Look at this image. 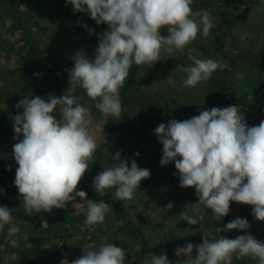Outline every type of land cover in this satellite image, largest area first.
Masks as SVG:
<instances>
[{
  "label": "clouds",
  "instance_id": "1",
  "mask_svg": "<svg viewBox=\"0 0 264 264\" xmlns=\"http://www.w3.org/2000/svg\"><path fill=\"white\" fill-rule=\"evenodd\" d=\"M66 2L74 12L87 14L97 25L107 24L108 30L98 36L94 59L86 58L83 51L71 57L74 67L68 70L69 87L62 96H51L49 100L25 96L15 106L23 108V113L14 116V139L21 135L23 139L13 145L18 165L14 184L28 214L66 208L73 195L87 198V193L77 188L96 161L97 142L89 131L90 109L80 103L77 88L84 90L105 119H119L123 110L120 89L133 64L154 66L161 61L162 51L187 49L192 63L175 69L186 73L180 83L184 88L196 87L225 67L220 61L193 56V49L188 48L198 34L207 38L215 26L208 10H193L194 0ZM83 27L90 36L93 34L94 29ZM165 28L168 34L162 35ZM169 83L175 85L177 81ZM154 132L163 146L161 166L174 161L180 187L194 188L198 197V203H192L196 215L183 214L182 220L189 225L200 224L204 209H211L213 220H222L229 214L231 202H236L251 206L253 217L264 222V121L249 127L240 107H212L183 121L161 123ZM135 155L139 156V152ZM113 160L116 162L111 167L94 177L92 188L96 193L114 188L117 201H131L141 181L150 178V170L140 168L135 160L129 167L119 150ZM173 206L169 202L165 209ZM111 210L102 200L87 199L86 223H103ZM12 220L11 208L0 206V231ZM224 226L225 231H246L251 227L246 218L239 217ZM19 231L15 224L8 229L9 235ZM175 255L176 264H233L234 255L264 264V242L250 231L234 239H212L203 233L202 243L177 247ZM60 264L69 261L65 258ZM71 264H127L126 253L124 248L105 241L96 250L84 251ZM143 264L172 262L166 253H152Z\"/></svg>",
  "mask_w": 264,
  "mask_h": 264
},
{
  "label": "rangeland",
  "instance_id": "2",
  "mask_svg": "<svg viewBox=\"0 0 264 264\" xmlns=\"http://www.w3.org/2000/svg\"><path fill=\"white\" fill-rule=\"evenodd\" d=\"M225 1L194 0L193 10H208L215 26L210 30L207 38H204L202 33L198 34L197 38L188 45V48L193 49L192 55L197 58H211L225 65L222 68L221 76L225 80L229 79L231 91H236V96L230 106L240 107L248 126L251 127L264 121V0H246V3L252 2L247 5L250 7L249 17L244 23H239L233 29L232 37L224 39L223 53L226 57H222V53L216 49L217 44L214 37L215 31L220 30V17L217 16L215 8L209 7V4ZM21 14V21L29 29L33 41L41 49H46L53 55L61 66L62 72L69 73L68 70L74 67L71 57L77 52L83 51L86 58L94 59L95 50L99 44L98 36L108 30V25H97L87 14L74 12L73 6L66 1L29 0L28 3L21 6ZM9 15V9L0 5V37L2 41L7 40V43L14 44L12 49L6 47L0 53L1 108L5 106L4 103H1L5 100L3 97L15 95L17 90L15 86L20 87L19 92L22 94V87L28 84L30 79L43 77L42 69L35 65L34 55L31 54L33 56L28 57L26 54L28 50H25L21 41V23L19 26H15L16 23ZM83 25L94 29L91 36ZM161 34L167 35V29H163ZM31 62H34V67ZM191 63L192 61L188 59V51L185 49L173 53L162 51L161 61L156 62L154 66H139L137 92L140 99L159 108H165V111L161 112L159 118L147 116L144 119L137 116L140 114L135 112L137 115H130L119 127L114 139V151L119 150L121 158H127L129 167L132 160H135L140 168L148 170L159 166L155 174H151L150 178L141 181L134 199L120 202L124 206L128 218L143 229L155 253L158 256L166 253L172 264H176L178 259L175 255L176 248L183 247L189 242L202 243L203 233L212 239H218L221 236L234 239L239 235L246 234V231H250L258 240L264 242V222L255 218L250 223V229L246 231H225L223 227L213 231L208 225L209 220H212L211 209H204L200 213L203 216L200 224L189 225L187 221L182 220L183 214L196 215L193 212L192 203H198V197L194 188L180 187L177 170L174 174L169 164L161 166L163 146L158 142L154 130L161 123L167 124L170 121L164 118L166 113L171 118L180 121L195 116L196 111L214 107L209 91L211 79L201 82L194 88L180 86L182 80L186 79V73L175 69L177 66H187ZM47 73L49 78L44 79L49 82L57 76L56 69ZM170 80L177 81V83L170 84ZM123 88L120 89V93ZM64 93L56 92L54 96L60 97ZM24 96L26 94L22 95V97ZM85 107L90 109L89 131L97 142L96 161L88 170L91 177L94 178L104 168L111 167L116 161L113 160L114 154H110L104 145L108 122L96 118L92 114L90 106ZM14 137V128L9 126L0 134V189L9 190L13 186L16 188L14 181L18 165L13 155V145L22 140L23 136L16 139ZM137 152H139V156L135 155ZM12 173L14 176L10 175ZM91 188L84 189L78 186L77 190L89 192ZM106 192L114 195L115 189L109 188L103 193ZM4 196L9 202L16 204L15 209L26 212L18 199V189L16 192H6V194L3 192L0 194V200ZM73 198L76 196L73 195ZM169 202L174 206L171 210H166V205ZM75 207L74 214L69 213L73 217L65 214L57 217L58 209L47 212L48 216L57 218L58 222L51 230L52 232L56 230L60 237H52L45 244V248H52L55 244L54 247L59 252L73 253L74 258L78 259L84 251L96 250L102 242L106 241L124 248L127 264H143L144 260L140 257L138 245L122 228L112 211L106 214L103 223L89 225L86 223V218L82 220V223L75 220L76 216L83 211L86 216V209L83 205L79 203ZM250 209L249 205L231 202L229 214L221 221L225 218L233 220L240 216H248ZM61 210H66V208ZM12 224L19 226V233L9 235L8 229ZM12 224H7L8 227H4L3 231H0V238H4L8 243V250L6 243L0 244V264H40L44 257L43 254L36 251L30 244H26L27 239L30 236L36 237L38 232L29 228L26 222L17 217H13ZM48 226L46 224L44 227L48 229ZM67 233L71 236L70 238H67ZM45 234L46 237L52 235L48 232ZM47 254L51 255V264H60L62 258H59L57 254L55 255L51 251H48ZM195 254L194 249L193 255ZM249 259L248 257L237 258L234 255L233 264H242L244 260L249 264H258V261L252 259L249 261Z\"/></svg>",
  "mask_w": 264,
  "mask_h": 264
},
{
  "label": "trees",
  "instance_id": "3",
  "mask_svg": "<svg viewBox=\"0 0 264 264\" xmlns=\"http://www.w3.org/2000/svg\"><path fill=\"white\" fill-rule=\"evenodd\" d=\"M57 2L60 1H66V0H56ZM29 0H0V5L3 7H6L10 11V15L12 20L16 23L15 26H19L21 23L20 30L22 31L21 35V41L23 42L25 46V50L27 51L28 57L33 56L35 59V65L39 66L42 69L43 77L41 78H35L30 79L28 84L22 87V94H20L19 89L20 87L15 86L16 93L15 95H7V98L3 97L5 106L4 108H1L0 105V134L5 130V128L13 127L14 128V116L17 114L23 113V108H16V104L19 100H21L22 95H25L29 98L39 96L41 98H44L45 100H49L51 96H54V93H62L65 92V90L69 87V73L68 72H62L61 66L58 64L56 59L53 57L52 54H50L46 49H41L31 38L30 31L24 24V22L21 21V6H23L25 3H28ZM249 3H252L251 1L246 3V0H226L225 2L218 3V4H209V7H213L216 10L217 16L220 17V30H216L214 37H215V43L217 44L216 49L222 53V57H226L223 53V50L225 48V38L232 37V31L233 29L239 24L244 23L250 14V7L247 6ZM208 7V8H209ZM244 10H242V8ZM8 16V15H7ZM21 21V22H20ZM102 26H107V24H100ZM2 38L0 37V53H2L6 47L9 49H12V46L14 44L7 43V40L2 41ZM33 54V55H31ZM33 59V58H32ZM32 66L34 67V62H31ZM56 69L57 76L51 80L50 82L47 81L44 78H49L47 72H51L52 70ZM222 69H218L211 77L210 80V89L211 92V98L213 99L214 107L224 108L228 107L231 104V101L236 96V91H231L230 88V81L229 79H223L222 78ZM139 66L133 64L129 71V76L127 78V82L125 84V87L122 89L120 93V100L122 103V113L119 119L115 117H108L105 119L102 114L97 110L94 106V102L90 100L87 95L85 94L83 89L77 88L76 89V95L81 97L80 103L83 106H90L92 109V114L98 118L103 119L108 122L107 124V134H106V142L105 147L107 148L108 152L110 154H114V139L117 131L119 130V127L124 124L125 120L130 117V115H137L136 113H139L140 115H137L141 118H146L147 116L153 117V118H159L161 112L165 111V108H159L158 106H154L150 103L143 102L139 95H138V81H139ZM24 92V93H23ZM1 101V100H0ZM144 114L142 115V113ZM200 111H196L194 114L195 116L199 115ZM167 120H172L167 113L164 116ZM184 119L180 120L183 121ZM7 126V127H6ZM171 167L172 173H176L175 168V162L169 163ZM159 168V166H156L155 168L150 169V173L153 175L155 174V171ZM173 174V175H174ZM11 176H14V173L10 174ZM94 178L91 177L89 172L87 171L81 180L79 186L86 189L89 187H92ZM89 192L87 193V198L81 199L80 197L73 198L69 201L67 204L66 210L58 209L56 212L57 217H61V215L65 214L66 216L71 217L69 213L72 212L74 214L75 212V205L81 204L84 206V208H87V199H93L96 202H100L101 200L106 202L110 208L111 211L114 213V215L117 217L116 219L120 222L122 228L128 233L130 238L138 245L140 257L141 259H145L146 257H150V254H155L158 256L157 253H155L154 249L151 246L150 240L147 238V235L143 231V229L133 223L127 215V212L122 205L120 201H117L115 196L112 193H96L93 188L89 189ZM17 188H10L9 190L3 189L4 194L6 192H16ZM15 197V196H14ZM13 197V198H14ZM16 198V197H15ZM19 203V201H17ZM15 205L12 202H9L5 196L1 198L0 200V206H7L11 208V214L12 217L20 218V220H23L29 225V228L35 230L38 232L36 237L30 236L26 244L31 245L34 247L36 251H39L41 254H43L42 262L40 264H51V255H48L47 252L51 251L53 254H57L59 258L67 259L69 261V264L74 258V254H65L64 252H59L54 247L55 244H53L52 248H45V244L49 242L52 237L57 238L60 237L59 233L56 230H53L52 228L56 226L57 218L48 216L47 212H33L31 214H28L27 212H22L20 210L15 209ZM73 217V216H72ZM86 218L85 212L78 214L75 218V220L78 223H82V220ZM239 218H246L249 222L254 219L252 215V207L249 210L248 216H240ZM235 219V218H234ZM232 221L231 219L225 218L223 221L221 220H209L208 225L213 231H216L219 227L225 228L224 224H227L228 222ZM48 224L49 228H45L44 226ZM5 228L8 227V225H4ZM46 232L52 233V235H48L46 237ZM71 236L67 233V238H70ZM6 243V249L8 250V243L4 240V238H0V244L4 245ZM55 248V249H54ZM26 259V257H24ZM249 259V258H248ZM249 261H251L249 259ZM242 264H249V262L246 260L242 261Z\"/></svg>",
  "mask_w": 264,
  "mask_h": 264
}]
</instances>
